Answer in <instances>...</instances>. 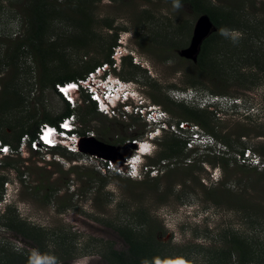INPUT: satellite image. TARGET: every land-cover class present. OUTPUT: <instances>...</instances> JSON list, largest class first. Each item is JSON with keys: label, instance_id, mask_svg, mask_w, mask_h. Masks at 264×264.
<instances>
[{"label": "rangeland", "instance_id": "rangeland-1", "mask_svg": "<svg viewBox=\"0 0 264 264\" xmlns=\"http://www.w3.org/2000/svg\"><path fill=\"white\" fill-rule=\"evenodd\" d=\"M85 1L90 5L91 42L85 49L75 46L70 35L82 37L83 33L66 19L53 20L44 43L56 41L63 62L53 58L44 72L30 50L19 52L13 62L5 59L16 41L23 40L26 28L18 0H0V107L15 97L22 102L17 109H0L1 140L14 147L11 157L0 163V264L21 263L28 253L36 257V264H104L100 250L125 249L117 229L126 226L136 233L153 231L157 242L168 245L179 261L188 264H206L214 257L194 249L195 245L205 250L226 249L222 241L227 234L248 239L253 249L264 255V169L243 165L238 159L250 150L264 162V77L233 59L222 62L226 82L211 79L199 70L198 62L183 58L181 53L190 47L202 16L186 3ZM207 1L215 8L234 5L239 8L234 11L253 23L264 20V0ZM106 20L113 23L112 28L103 25ZM215 28L214 33L219 29ZM122 32L127 35H117V46L122 40V51L128 48L124 54H135L133 66L128 63L130 56L121 54L115 61L119 69L104 74L127 82V87L143 98V105H154L164 112L169 118L168 130L153 136L159 127L142 118L135 111L137 101L131 100L127 113L121 107L117 117H110L97 109L84 121L82 114L91 105L81 99L75 106L70 103L82 127L80 135L117 148L112 160L84 151L71 154L62 148L48 154L27 149L18 153L26 136L17 150L16 138L24 128L43 117L57 118L66 108L50 84L82 73L89 65L106 64L108 49ZM222 35L236 42L247 34L233 29ZM255 45L264 50V37ZM110 64L113 68L114 62ZM238 73L247 77L245 86L235 80ZM4 89L9 95L3 94ZM203 96L218 97L222 105L214 107L225 116L197 103ZM235 100L240 106L229 107ZM186 111L203 116L208 127L187 116ZM29 115L34 116L30 121ZM182 124L189 126L182 129ZM194 127L214 147L193 139ZM134 141H151L154 148L145 159L151 168L149 174L137 180L127 176L125 165L126 158L134 156L139 147L135 149ZM171 141L181 145L178 154L168 157ZM91 146L86 143L85 149ZM225 160L230 161L226 170ZM106 162L109 167L114 165L115 172L103 169ZM14 188L22 195L18 191L13 195L10 191ZM12 198L19 202L10 207ZM247 204L252 209L237 211L236 207ZM22 228L42 242L43 254L37 252L36 243L21 234Z\"/></svg>", "mask_w": 264, "mask_h": 264}, {"label": "trees", "instance_id": "trees-1", "mask_svg": "<svg viewBox=\"0 0 264 264\" xmlns=\"http://www.w3.org/2000/svg\"><path fill=\"white\" fill-rule=\"evenodd\" d=\"M98 1L99 0H96V2ZM169 1L177 4H188L196 15H209L215 26L219 28L218 31L212 34L203 44L198 60V67L200 71H204V73L211 79L218 77L222 78V81H225L224 78L227 73H225L226 71L222 67V62L226 60L231 61L233 59H239L238 62L242 61L243 66H248L250 70H256V72H258L257 74L264 77V50L255 45L260 38L264 37V20H259L258 22L253 23L252 21L246 19L243 15H239V13L234 11L239 9L234 5L215 8L212 7L207 0ZM18 2L20 10H22L25 17L24 26L26 28V33L23 40L16 41V46L13 47L12 50L9 49L11 54L7 57L5 56L7 61L13 62L18 58L19 52L21 53L22 50L27 49L33 53L36 60L38 59V62L44 72L48 70L49 62L53 58L62 63L63 57L61 53H58L57 51V42L53 41L48 44L44 43L45 33L49 29L53 20L62 18L66 19L71 22L74 30H78L80 33H83L82 37H71L72 35H70V40L75 46L85 49L91 42L92 20L89 14V2L85 0H18ZM103 25L109 28L113 27V23H109L107 20L104 21ZM233 29H241L247 35L245 38L237 40L236 42H230L223 38L222 34H225V32ZM137 34H139V32ZM117 35L119 34H116V38L113 40L112 45L108 49L109 52L104 59L105 63H113L111 55L112 49L117 46ZM129 60V65L133 66L132 59L130 58ZM5 64L6 63H4V65ZM101 64L95 63L93 65H89L82 73H78L76 75H66L63 78L54 80L50 85L55 94L63 101L66 107L64 112L57 118L43 117L40 121L24 128V130L16 138L17 146L15 150H17L20 140L24 136L29 137L31 140H36V134L38 133L40 126L44 124L58 126L60 121L74 115L73 112L75 111V108H73V110L70 108V103H68L62 95L58 93L55 86L85 79L89 73L93 72L95 68ZM235 80L239 81L241 86H245L248 83L247 77L240 75L239 73L235 74ZM3 92V94L9 95L6 89H4ZM82 99L91 105L90 109L82 114L83 120L86 121L87 117L97 112L96 103L91 102L87 95H83ZM3 103L4 104L0 107L1 111H5L10 108L17 109L22 106L21 99L17 97L13 100L7 99ZM185 114L189 117L200 120L204 126L208 127L207 121H205L203 116L198 113L186 111ZM33 117V115H29L28 120H32ZM19 122L22 123V119ZM2 141L12 147L11 142L3 138ZM180 145L181 143L179 141L169 142L167 145V154H169V156L167 154H164L163 156H175L179 152ZM262 150H264V147ZM229 162V160L224 161L223 168L225 170L228 164H230ZM6 164L9 163L7 162L5 165ZM262 179H264V174H262ZM247 206L249 205H241L240 207H236V209L237 211H246L248 208ZM253 210L256 209L253 208ZM11 228H16V226H12ZM117 232L123 239L125 249L121 251H116L111 248L108 250H100L99 253L103 257L104 264H188V261H179V258L173 254L168 245L157 242L155 234L151 230H148L146 234L143 232L136 233L134 230L129 229L126 226L120 227L117 229ZM21 234L25 238H29L32 242L36 243L38 253H44L42 242L30 237L31 235L28 230L22 228ZM222 242L224 246H227V248L224 250L219 249L220 251L205 250L204 247L200 245H195L193 248L200 252H205L214 256L209 258L206 261V264H264V261H261L262 258L264 259V255L254 250L248 239L227 234ZM13 263L14 262H11V264ZM25 263L36 264V257H34L32 253H28V256L24 258V261L17 264Z\"/></svg>", "mask_w": 264, "mask_h": 264}, {"label": "clouds", "instance_id": "clouds-1", "mask_svg": "<svg viewBox=\"0 0 264 264\" xmlns=\"http://www.w3.org/2000/svg\"><path fill=\"white\" fill-rule=\"evenodd\" d=\"M121 37H124V35H127V33H121L119 34ZM122 41V40H121ZM123 42V41H122ZM118 46H116L114 49H116ZM113 49V51H114ZM128 48H125L124 51H122V55L123 57H127V56H130V58H133L135 54H133V52L129 53V54H124L125 51H127ZM114 52H112V55H113ZM136 53V52H135ZM137 59V57H135ZM113 62L115 63V61L113 60ZM108 64L109 66V70L107 73H112V70H117L115 67L112 68V65L113 64H110V63H106ZM141 64V63H140ZM101 72V71H100ZM108 74L110 77L111 75ZM81 80H84V79H81ZM71 83V82H70ZM72 83H75L74 85L76 86L74 91H73V95L72 97L74 98V105L82 99V96L83 95H87L88 98L90 99V94L89 92L84 89V87L82 86V84L79 83V80L78 81H75V82H72ZM136 92V91H135ZM180 92L182 95H187V92L186 91H178ZM138 94V93H137ZM186 97V96H185ZM204 97H207V98H204ZM211 97V96H209ZM192 98H196L195 96H192ZM191 98V99H192ZM218 97H212V98H208V96H203L202 98H197L196 101L197 103L199 104H203L202 107H204V109H207V110H210V111H216V114L218 113L219 116H222L224 115V111H221V110H216L214 106L216 105H222V101H220L219 99H217ZM143 99V98H142ZM190 99V98H189ZM131 100V99H130ZM91 102H93L91 99H90ZM133 101V100H131ZM144 102V101H143ZM95 103V102H94ZM124 104V101L123 100H116L112 103L113 106L116 107V112H118V108H121ZM72 105V104H71ZM233 105V107H236V106H240V103L237 102V100L233 101V102H230L228 104L229 107H231ZM143 107L146 108V105H143ZM123 108V107H122ZM156 108V106H155ZM158 108V107H157ZM214 108V109H213ZM96 109H97V106H96ZM212 109V110H211ZM123 110V109H122ZM159 110V109H158ZM156 111V122L155 123H152V124H155L157 125L159 128H158V131L156 133L159 134V131L161 130H168L167 129V123H168V120L169 118L167 117V115L164 114V112L162 111ZM99 111V110H98ZM121 111V110H119ZM219 112H222V113H219ZM102 114V113H101ZM228 116V114H226ZM225 116V115H224ZM113 117V116H112ZM114 117H117L114 116ZM142 117V116H141ZM143 118V117H142ZM64 120H67L68 121V124L64 125L65 128H72L73 131L72 132H68V131H62L60 129V123L61 121L58 123V126H52L54 127L55 131H54V139L53 140H48L47 143L49 144H55V147H48L49 149L48 150H45V149H40V148H36L34 149L33 148V143H35L36 141L35 140H31L29 137H26L25 140L23 141V145L22 147L19 148V151L18 153H22L25 149H27L28 151H35V152H43L45 154H48L46 153L47 151H52V150H55V149H58V148H62L63 150H66L67 152L71 153V154H79L80 151H75V150H70L68 148V144L69 143H72V142H75V140L77 138H79L80 133H79V130L81 129V126L79 125V122L76 120L75 116L74 115H71L65 119H63L62 121ZM151 123V122H150ZM49 125V124H47ZM187 125V124H186ZM189 126V125H187ZM195 129H192L191 131L194 133V134H197V138H193L195 139L199 144H202L203 146L205 147H214L215 144H213V142H211L210 144H208L207 142H205V136L202 135L201 131H199L198 127H194ZM59 132H64V135H66L67 137L63 138L61 137L58 133ZM156 133H152V135H158ZM82 138H88V137H85V136H81ZM151 141H153V137H150ZM151 141L147 142V141H134L136 143L133 142V145L135 146V149H138L135 151V155L132 156L131 158H126V163L125 165L128 167V171L126 172L127 176L130 177L131 179H140L142 176H146L149 174L151 168L148 167V165L146 164L145 162V159L146 157H150L151 154H152V151L154 150L153 148V145L151 143ZM137 144V145H136ZM147 147V151H143L142 148L143 147ZM7 149V151H3V149ZM193 148V147H192ZM12 149L11 147L8 145V144H5L1 139H0V163L7 159L8 157H11L12 155ZM49 157H51V155H48ZM111 165V163H110ZM103 167H107V169L109 171H114L115 172V167L113 165V167H109V162L106 164L103 165ZM9 187V186H8ZM10 190V188H9ZM17 189L14 188V191H10L13 193V195H15L17 193ZM20 193V195H22V191H18ZM19 202V199H14L12 198V202H10L8 204V206H12L14 203H17Z\"/></svg>", "mask_w": 264, "mask_h": 264}, {"label": "water", "instance_id": "water-1", "mask_svg": "<svg viewBox=\"0 0 264 264\" xmlns=\"http://www.w3.org/2000/svg\"><path fill=\"white\" fill-rule=\"evenodd\" d=\"M215 27L216 26L209 15H202L197 22L190 47L187 50H184L181 53V56L197 63L203 44L214 33L216 30ZM86 143H90L92 145L91 148L85 149ZM81 146V152H87L92 156L104 160H112L113 153L117 151V148L105 145L91 138H84Z\"/></svg>", "mask_w": 264, "mask_h": 264}, {"label": "built area", "instance_id": "built-area-1", "mask_svg": "<svg viewBox=\"0 0 264 264\" xmlns=\"http://www.w3.org/2000/svg\"><path fill=\"white\" fill-rule=\"evenodd\" d=\"M66 84H68V83H66ZM64 85L65 84L56 85V89H57V87L64 86ZM60 89L62 90V93H64L65 95L72 90L68 86H66V88L60 87ZM57 91H58V89H57ZM58 93H60V92L58 91ZM62 93H60V94L62 95ZM61 122H63V121H61ZM66 124H68V121L67 120H65L64 125H66ZM64 125H63V127H64ZM54 129L55 128L52 127V126H50V125H47V124L42 125L39 128L38 133L36 134L37 135V138L35 140L36 142L33 143V147L48 150L49 148L46 146V143H47L48 140H53L54 139V131H55ZM47 131L50 132V134L52 135V137L49 136L47 138V141H46L45 140V137L47 136L46 135V132ZM194 135L196 136L197 134H194ZM88 137H90V136H88ZM77 139L78 140L79 139H82V137L79 136V138H77ZM24 140H25V138H23V141ZM68 148L70 150H75L76 149L75 146H72V147L68 146ZM238 159L243 162V165H249V166L257 167V168L262 167L264 169V162H262L258 156L253 155L252 151H250V150H247L245 152V154L244 153L240 154L239 157H238ZM112 167H113V165H112ZM103 169H107V168L104 167Z\"/></svg>", "mask_w": 264, "mask_h": 264}, {"label": "bare ground", "instance_id": "bare-ground-1", "mask_svg": "<svg viewBox=\"0 0 264 264\" xmlns=\"http://www.w3.org/2000/svg\"><path fill=\"white\" fill-rule=\"evenodd\" d=\"M71 83H72V82H71ZM68 84H70V82H69ZM71 92H72V91H71ZM71 92H70V93H71ZM46 135H47V136H46L47 138H48L49 136L52 137V135L50 134L49 131L46 132ZM83 139H84V138L79 139V140L76 139L75 142L69 143L68 146H70V147L75 146V148H76L75 150H77V151H81V147H82L81 145H82V143H83ZM136 145H137V144H136ZM142 150H143V151H147L148 149H147V147L145 146V147L142 148Z\"/></svg>", "mask_w": 264, "mask_h": 264}, {"label": "snow or ice", "instance_id": "snow-or-ice-1", "mask_svg": "<svg viewBox=\"0 0 264 264\" xmlns=\"http://www.w3.org/2000/svg\"><path fill=\"white\" fill-rule=\"evenodd\" d=\"M70 87H76L75 85H70ZM45 140L47 141V137H45ZM3 151H7V149H3Z\"/></svg>", "mask_w": 264, "mask_h": 264}, {"label": "flooded vegetation", "instance_id": "flooded-vegetation-1", "mask_svg": "<svg viewBox=\"0 0 264 264\" xmlns=\"http://www.w3.org/2000/svg\"><path fill=\"white\" fill-rule=\"evenodd\" d=\"M137 65V64H136ZM138 66H140V65H138Z\"/></svg>", "mask_w": 264, "mask_h": 264}]
</instances>
